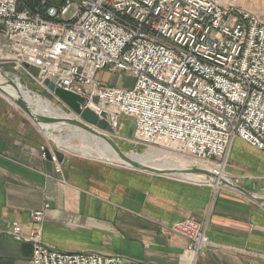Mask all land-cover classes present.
Instances as JSON below:
<instances>
[{"label":"built area","instance_id":"1","mask_svg":"<svg viewBox=\"0 0 264 264\" xmlns=\"http://www.w3.org/2000/svg\"><path fill=\"white\" fill-rule=\"evenodd\" d=\"M23 1L0 0V24L12 56L40 66L66 89L79 91L86 86L106 101L122 99L125 111L138 115L141 134L147 136L144 139L179 142L204 161L227 155L236 135L264 148V109L257 106H264L263 25H251L240 39L224 38L217 29L222 18L216 0H67L61 9L50 0H39L33 8L36 13L30 7L22 10ZM71 5L75 11L67 18ZM214 13L212 29L210 18L202 20ZM196 27L211 30L207 40L215 45V54L222 56L205 52L214 60L210 66L194 65L197 57L188 50L194 45ZM221 28H226L224 23ZM260 32L262 38L257 35L255 39ZM224 45L237 53L232 62H226L232 57L218 48ZM183 50L187 55L182 59ZM106 66L131 76L136 81L134 89L124 91L95 82L94 70ZM195 68L205 74L203 82L197 87H180L182 75L197 76ZM185 93L191 94V101L173 97ZM202 102L213 105L207 113ZM41 215L37 212L35 219ZM184 223L179 231L198 240L199 225L183 228ZM33 228L27 238L34 243L31 264H142L112 255L54 249L42 242L37 223ZM13 230L25 237L19 224ZM199 241L207 242L203 235Z\"/></svg>","mask_w":264,"mask_h":264},{"label":"crops","instance_id":"2","mask_svg":"<svg viewBox=\"0 0 264 264\" xmlns=\"http://www.w3.org/2000/svg\"><path fill=\"white\" fill-rule=\"evenodd\" d=\"M45 144L40 127L0 103V264H31L32 243L14 234L12 224L28 228L32 212L46 202L51 209L44 239L66 251L146 264H191L188 241L165 225L195 217L207 221L210 238L226 247L203 250L195 264H264V206L247 195L108 170L69 154L62 161L68 181L63 186L48 177L55 172L54 163L41 156ZM245 147L236 139L231 160L248 161Z\"/></svg>","mask_w":264,"mask_h":264},{"label":"rangeland","instance_id":"3","mask_svg":"<svg viewBox=\"0 0 264 264\" xmlns=\"http://www.w3.org/2000/svg\"><path fill=\"white\" fill-rule=\"evenodd\" d=\"M66 1L67 0H50L49 3L51 5H54V7L61 9L66 5ZM216 1L219 3L221 8L220 15L222 18L221 19L222 24L220 27L214 24V27H218L217 29L219 33L224 38H229L231 41H233L234 38L240 39L241 33L242 32L244 33L246 31L249 32L250 31L249 27L251 25L258 24L264 26V0H216ZM38 3L39 0H24L23 2L20 3V7L22 10L26 9L27 7H30L32 8V11L36 13L37 11L34 10L33 8L36 5H38ZM250 3L253 4V8L249 7ZM74 8L75 6L71 5V8L66 14L67 18H69L74 13L75 11ZM41 14L43 18H46L47 15L46 13L43 12ZM204 16H205L204 20H202V17L200 19L202 21H205L210 18L211 27L213 29V23H214L213 20L216 17L215 13L211 15L206 14ZM197 21L198 19H196V22ZM251 21L253 22V24L251 23ZM0 23H3V21ZM223 23L226 28H221ZM1 25L2 24H0V34L3 37L0 38V74L3 76L5 80L4 83L13 85L18 91L20 90L18 88L19 87L18 83H20L22 85V91H26L34 97L35 95H40L43 98L48 99L56 107L60 108L65 113L70 114L69 118L80 120L88 124L97 132L104 134L106 136L104 138L106 139L110 138L111 140L116 142V144L119 146L121 151L125 155L129 156L135 162L136 160L132 158L133 157L132 155L144 154L147 151L154 149L156 153L161 152L159 153L160 155L157 154L153 158L154 161L156 160L158 162H167L166 159H168L169 163L176 164L174 168H177V165H180V163H182V165H185L187 168L186 170H181V172H177V170H169V169L164 171H153L145 168H139L134 165H130L125 161L124 162H117L115 160L113 161L109 156L103 155L98 151H96L97 149L95 147L90 148L88 145H86V143H84V141L80 139V135H79L80 133L75 129V127L77 126L76 124L70 123L67 120H60L59 122L63 123V124L60 123L61 125L64 126L63 129H55L52 131L51 129L44 128L42 127L43 124L41 126L40 123H37L17 104L16 102L17 98H13L12 96L10 97V95L5 94V92L0 90V103H4L6 105L8 104L12 110H17L21 114L25 115L27 118L33 121L38 127H40L41 130L44 132L45 138L47 140V144L42 146L41 156L43 159H50L54 163L55 176L48 175L50 179L56 180L59 184L63 186L68 184L67 179L63 175L62 161L65 159V156L69 154L89 162L91 166H98L108 170H114L119 168L131 172L132 174L144 173L148 176H153L159 179L164 178L168 180L202 184L211 188L212 190L222 189L227 191L239 192L242 195L245 196L247 195L251 199L256 200L262 206H264V161L262 160L264 159L263 147H260L257 144L252 143L249 140H246L243 137L236 135L234 137V140L240 139L243 141V143H245L246 147L244 148V154H246L247 158L249 159L248 161L245 162L243 160H235V161L231 160V155H230L231 152L228 151L227 155H225L224 157L222 158L214 157L213 159H211V162L206 163L204 162V160L191 154L179 142L176 143L172 140L164 139V138H158L152 141L144 139L147 136H143V134H141L139 128V122H138V115L125 111L124 101L122 99L114 97V98H107L106 101L105 99L100 98L98 93L93 91L91 92L89 87H88L89 90L88 92L86 86H84L82 90L79 89V91L73 89H66V87L64 86H59L58 84L55 83L56 82L54 80L55 78L52 76L50 77L47 72L42 71L40 66L38 67L36 64L32 63L31 61L30 62H26L24 60L19 61L17 60V58L12 56L11 49L8 47L9 38L6 36L5 30ZM237 30L240 31L237 32ZM194 33H195V42L194 45L192 46L193 50L192 47L191 49H188L191 50L192 54L197 57L196 61L194 62V65H196L197 62L201 63L203 66L211 65V62L214 60L205 56L204 54L205 52H208L214 57L222 58L221 55L215 54L218 52V51L216 52L215 45L214 46H212V44L210 45L209 44L210 41L207 40L208 36L211 33V30L205 32V29L201 31V30H197L196 27ZM257 35L259 39L262 38L261 32L254 36L255 39ZM218 48L224 49L223 53L221 54H225V55L229 54L227 58L232 57L231 59L226 60V62H232L237 56V53L233 49V47L229 49L227 45H224ZM259 49L262 50V47ZM181 52L182 53H180L179 56L183 59L187 55V50H183ZM253 62L255 63L254 60ZM109 67L110 66H106L103 68L95 69L93 80L95 82H100L101 85L104 87L120 88L121 90L124 91H131L134 89L133 87H135L136 81L131 76H129L128 74L122 71L111 70ZM194 74H197V76H193L191 78L182 75L179 80L180 87H182L183 84H187L189 88L197 87V85H200L203 82V76L205 74L201 73L196 68ZM89 79L91 81L92 76ZM46 80L53 82L56 88H62L68 90L82 97L84 101L80 103L81 109L82 110L86 108L91 109L93 112H95V114L98 116L99 119L104 120L107 123V127L101 128L97 124H90L84 121L78 113L73 111L71 107H69L65 102H63L58 96L55 95L54 91H52L49 88V86L45 83ZM217 90L223 93L220 89ZM185 94L186 95L183 94L181 96L175 94L173 97L177 99H181L183 100V102L186 100L191 101L190 98L191 94L189 93H185ZM18 98L25 99L26 97H24L22 93ZM25 100H27V102L31 105L32 110L36 111L37 108L35 104L30 102L28 98H26ZM202 106H203V111L207 113L209 107L212 108L211 106L213 105L212 103L209 102L208 104L202 102ZM60 135H62L63 137L72 136L70 144L69 145L62 144L56 141L55 138H58ZM233 144L230 147V151L233 147ZM79 148H83L86 151H80ZM56 150L62 152V159H60L59 156L56 154ZM248 162H252V163H248ZM202 163H205L206 165H210L213 168L214 172L209 173L208 170H206L203 167H200L199 165L200 164L202 165ZM145 165L153 169L161 170L153 167L150 164H145ZM197 168H200L204 171H197L196 170ZM181 173H186V174H181ZM221 175H223L225 178L218 183L216 181V177L219 178V176ZM256 197L258 199H256ZM50 209H51L50 203L46 202L42 209L32 212L33 221L28 228H26L25 225L22 223H19V225L22 226L25 233L30 234V232L34 229L33 226L37 223L40 227H42V230L39 233L42 242L44 244L48 245L51 248L62 250L67 253H77V252L66 251L63 249L53 247L45 241L44 239L45 216H46V212ZM37 212H43L44 217L42 222H37L35 220V216L37 215ZM182 222H185L181 226L183 228H186L187 225H192L193 228L195 223L199 225V227L197 226L198 230L200 231L198 240L197 237H192V234L190 233H186L184 235L183 234L184 231L182 230L179 231L180 230L179 226L180 224H182ZM16 223L17 222L12 224V229ZM165 227L168 228L173 234L183 236L184 238H186V240L188 241L186 248L189 254L191 255V264H195L198 255L205 249L226 248L221 244L214 242L210 238L208 234L207 221L198 220L195 217H186L183 219L171 221L167 223ZM201 235H203V237L206 238L207 241L206 243L205 242L203 244L199 243L200 242L199 239L201 238ZM33 239L36 238L33 237ZM24 241H29L32 243V252H33L34 243L32 239L31 238L24 239ZM32 257L33 254L31 255L30 261H32Z\"/></svg>","mask_w":264,"mask_h":264},{"label":"bare ground","instance_id":"4","mask_svg":"<svg viewBox=\"0 0 264 264\" xmlns=\"http://www.w3.org/2000/svg\"><path fill=\"white\" fill-rule=\"evenodd\" d=\"M4 81L5 80H4L3 76L0 74V90L5 92V94L10 95V97L12 96L13 98H18L23 93L24 97L28 98V100L30 102L35 104L37 109H36V111L32 110L33 112L35 111L34 114H41V115H45V116H48V117H65V118H69L70 114L65 113L60 108L56 107L48 99L43 98L40 95H35V97H34V96L30 95L28 92L22 91V85L20 83H18V85H19L18 88L20 89L18 91L13 85L8 84V83H4ZM146 105H147V103H146ZM257 106H258L259 110L264 109L263 105L262 106L257 105ZM247 117H249V116H247ZM60 123H62V122H57V121L56 122H44V121L40 122L41 126L43 124L42 127L47 128V129H51L52 131L55 130V129H63L64 126L61 125ZM50 124H52V125H50ZM57 124H60V125H57ZM75 129H76V131H78L80 133L79 134L80 135V139L82 141H84V143H86V145H88L90 148L95 147L97 149L96 151H98L99 153H101L103 155L109 156L113 161L114 160L117 161V162H124L125 161L126 163H128L130 165H134L132 162H129V161L125 160L122 156H120V154H118L116 152L120 156L119 157L115 153L114 148H113L112 144L110 143V141L108 139L104 138L103 136L94 134V133H92V132H90V131H88V130H86V129L78 126V125L75 127ZM71 132H72V130H71ZM71 138H72V136L63 137L62 135H60L58 138H55V139L59 143L69 145L70 141H71ZM156 139H158V138H156ZM234 141L235 140H233L232 144L234 143ZM79 150L80 151H86L83 148H79ZM159 153H161V152L156 153V151L154 149H151V150L147 151L144 154L132 155L133 156L132 158H134L136 160V162L138 161L137 163L140 162L139 164H141V163L144 164V165L145 164H150V165H152L155 168L161 169L160 171H164V170H168L169 169V170H177V172H181V170H186L187 169L185 165H182V163H180V165H177V168H174L176 164L169 163L168 159H166L167 162H158L156 160L154 161L153 158L157 154L160 155ZM210 161H204V162H206V163L208 162L209 163ZM183 163H185V162H183ZM199 166L205 168L206 170H208L209 173L214 172L213 168L210 165H206L205 163H202V165L200 164ZM136 167H138V166H136ZM139 168H141V167H139ZM181 174H186V173H181ZM221 176H219V178L216 177V181L218 183L221 182V180H223L225 178L223 175H221ZM43 217H44V214L41 215V218L38 221L36 219L35 220L37 222H42ZM13 233L16 234V235H19L18 234L19 232H17V231H14ZM23 235H25L27 238L29 237V234L25 233L24 230H23ZM19 236H22V235H19ZM77 253H82V252H77ZM84 253L101 254V253H97V252H84ZM135 262H137V261H135ZM139 263H142V262H139ZM142 264H146V263H142Z\"/></svg>","mask_w":264,"mask_h":264},{"label":"water","instance_id":"5","mask_svg":"<svg viewBox=\"0 0 264 264\" xmlns=\"http://www.w3.org/2000/svg\"><path fill=\"white\" fill-rule=\"evenodd\" d=\"M45 83L49 86V88L54 91L55 95L58 96L63 102H65L69 107L72 108L73 111H75L76 113H78L80 115V117L90 123V124H97L99 127L101 128H105L107 127V123L104 120H101L98 118V116L95 114V112H93L91 109L86 108L84 110L81 109L80 107V103H82L84 101V99L82 97H80L79 95L70 92L68 90L62 89V88H56L54 83L46 80ZM17 104L30 116L32 117L37 123H40L42 121L44 122H59L60 120H67L70 123L76 124L94 134L106 137L104 134H101L99 132H97L95 129H93L91 126H89L88 124L80 121V120H76V119H72V118H62V117H48V116H44V115H40V114H34V112L32 111V108L30 106V104L27 102V100H25L24 98H17L16 99ZM110 143L112 144V146L114 147V150L120 154V156H122L125 160L132 162L134 164V166H138L141 168H145L148 170H153V171H160L157 169H153L147 165H143V164H139L137 162H135L134 160H132L129 156L125 155L121 149L119 148V146L116 144V142H114L113 140H111L110 138H107ZM56 154L59 156L60 159H62V152L56 150ZM197 171H204L200 168L196 169ZM255 198V197H253ZM256 199H258L256 197Z\"/></svg>","mask_w":264,"mask_h":264}]
</instances>
